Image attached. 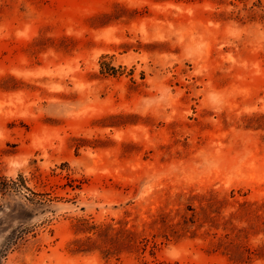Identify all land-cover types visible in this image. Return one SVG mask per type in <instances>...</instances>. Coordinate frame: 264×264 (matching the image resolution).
Masks as SVG:
<instances>
[{"label":"rangeland","instance_id":"374dc122","mask_svg":"<svg viewBox=\"0 0 264 264\" xmlns=\"http://www.w3.org/2000/svg\"><path fill=\"white\" fill-rule=\"evenodd\" d=\"M225 235L264 243V0H0V264H264Z\"/></svg>","mask_w":264,"mask_h":264},{"label":"trees","instance_id":"16d2710c","mask_svg":"<svg viewBox=\"0 0 264 264\" xmlns=\"http://www.w3.org/2000/svg\"><path fill=\"white\" fill-rule=\"evenodd\" d=\"M2 190L4 188H1ZM91 230L98 236V237H104L105 242H108V246L106 248L110 249L116 242L119 241H125V238L129 234H133V232L129 228H116L111 223H103V224H91L90 226ZM228 236L225 235L226 239H220L218 241V244L220 246H224L226 250H235L237 253L245 255L246 258H252L254 255H258L260 252L264 253V243L262 245H259L258 247H251L246 244H240L236 243L234 239L228 238ZM86 241L90 244H95L96 239H93L92 237H87ZM142 241V240H141ZM84 240L77 239L76 240V250L81 251L84 247ZM156 245V242H153V246ZM108 253H111V251H108Z\"/></svg>","mask_w":264,"mask_h":264}]
</instances>
